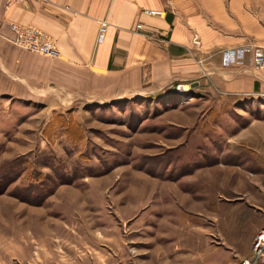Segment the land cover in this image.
Wrapping results in <instances>:
<instances>
[{
    "label": "rangeland",
    "instance_id": "1",
    "mask_svg": "<svg viewBox=\"0 0 264 264\" xmlns=\"http://www.w3.org/2000/svg\"><path fill=\"white\" fill-rule=\"evenodd\" d=\"M167 91L28 92L31 113L0 123V264H174L202 227L210 259L238 262L224 243L264 223V92Z\"/></svg>",
    "mask_w": 264,
    "mask_h": 264
},
{
    "label": "crops",
    "instance_id": "2",
    "mask_svg": "<svg viewBox=\"0 0 264 264\" xmlns=\"http://www.w3.org/2000/svg\"><path fill=\"white\" fill-rule=\"evenodd\" d=\"M100 22L106 23L102 34ZM11 26L39 35L55 55L15 48ZM254 46H264V0H0V123L31 113L28 92L101 104L159 98L176 84L193 86L198 96L260 94L264 70L249 64ZM240 50L238 60L226 61L225 53ZM57 98L49 105L61 106ZM262 228L257 224L239 251L224 243L228 257H246ZM172 229L171 235L182 232ZM185 229L193 243L185 259L177 246L170 248L174 264H220L210 259L209 245L194 242L204 228Z\"/></svg>",
    "mask_w": 264,
    "mask_h": 264
},
{
    "label": "built area",
    "instance_id": "3",
    "mask_svg": "<svg viewBox=\"0 0 264 264\" xmlns=\"http://www.w3.org/2000/svg\"><path fill=\"white\" fill-rule=\"evenodd\" d=\"M7 4H17L26 0H5ZM34 2H44L45 0H31ZM141 13L146 16H159L161 13L158 11L142 10ZM139 25L136 26L139 29ZM106 29V23L100 22L98 26V33L102 34ZM12 38L10 42L13 46L34 54L55 55V51L52 45L43 40L39 35L35 34L31 30L23 29L18 26H11ZM240 50L236 53H225V59L227 62H233L238 60L241 56ZM249 64L256 69L264 70V46L253 47L250 51ZM169 93H174L178 96H186L190 94L191 88L186 85H171L168 86ZM167 91V92H168ZM237 264H264V228L259 230L253 237L249 247V257L239 259Z\"/></svg>",
    "mask_w": 264,
    "mask_h": 264
},
{
    "label": "water",
    "instance_id": "4",
    "mask_svg": "<svg viewBox=\"0 0 264 264\" xmlns=\"http://www.w3.org/2000/svg\"><path fill=\"white\" fill-rule=\"evenodd\" d=\"M195 85V84H194ZM193 86H190V88H192Z\"/></svg>",
    "mask_w": 264,
    "mask_h": 264
}]
</instances>
